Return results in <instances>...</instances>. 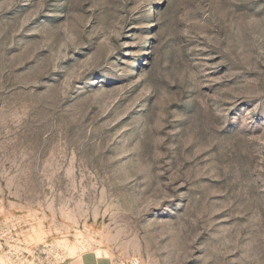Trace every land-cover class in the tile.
I'll list each match as a JSON object with an SVG mask.
<instances>
[{
    "label": "rangeland",
    "instance_id": "374dc122",
    "mask_svg": "<svg viewBox=\"0 0 264 264\" xmlns=\"http://www.w3.org/2000/svg\"><path fill=\"white\" fill-rule=\"evenodd\" d=\"M264 264V0H0V264Z\"/></svg>",
    "mask_w": 264,
    "mask_h": 264
},
{
    "label": "built area",
    "instance_id": "2783aa9c",
    "mask_svg": "<svg viewBox=\"0 0 264 264\" xmlns=\"http://www.w3.org/2000/svg\"><path fill=\"white\" fill-rule=\"evenodd\" d=\"M122 264H140L139 260L132 258L128 263H122Z\"/></svg>",
    "mask_w": 264,
    "mask_h": 264
}]
</instances>
